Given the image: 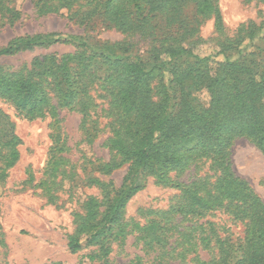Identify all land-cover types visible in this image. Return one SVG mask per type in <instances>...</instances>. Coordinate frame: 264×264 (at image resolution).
<instances>
[{"label": "trees", "instance_id": "trees-1", "mask_svg": "<svg viewBox=\"0 0 264 264\" xmlns=\"http://www.w3.org/2000/svg\"><path fill=\"white\" fill-rule=\"evenodd\" d=\"M35 1L41 11L67 10L70 19L102 21L123 32L133 27L142 29L151 17L167 20L163 43L149 50L154 61L149 69L139 59L116 57V45L97 50L83 40L61 39L56 33L20 36L0 46V58L57 42L72 43L78 48L61 58L51 54L35 59L27 75L0 67V99L12 103L17 111L34 118L45 115L49 106L53 113L68 108L82 114L83 124L91 117L113 112L109 148L123 162L130 163L128 172L122 189L107 195L100 219L96 199L89 198L85 218L88 232L84 236L70 235L69 250L76 253L113 230L127 201L142 187L143 176L149 174L159 184L182 188L171 172L184 171L208 155L220 171L215 182L211 188L204 182H192L186 192L189 203L174 213L200 218L223 212L244 225L242 236L221 235L210 221L183 227L173 218H158L139 226V239L156 248L157 261L153 264H264V201L235 175L226 152L236 137H245L264 153V66H246L230 62L227 57L229 49L250 41L264 26L251 25L246 37L222 45L218 56L224 59L216 61L214 55L198 54L194 42H185L177 22L188 16L184 6L189 5L201 14L210 13L220 27L222 15L216 0ZM179 58L183 60L178 63ZM211 61L215 67H211ZM172 83L180 89L181 97L175 112L170 113ZM203 89L211 94L209 108L195 95ZM53 99L55 103L51 104ZM253 103L259 104L255 108ZM19 142L13 134L5 143L6 149L0 150V182L19 159ZM119 164L111 161L103 170L110 172ZM201 189H207V193L201 194Z\"/></svg>", "mask_w": 264, "mask_h": 264}, {"label": "rangeland", "instance_id": "rangeland-1", "mask_svg": "<svg viewBox=\"0 0 264 264\" xmlns=\"http://www.w3.org/2000/svg\"><path fill=\"white\" fill-rule=\"evenodd\" d=\"M35 2L0 0V46L20 36L56 33L61 39L83 40L97 50L116 45V57L130 61L139 59L149 69L154 65L149 50L165 39V17L164 20L151 17L142 29L133 27L123 32L114 24L102 21L70 19L67 10L41 11ZM215 4L222 15L220 27L210 13L201 14L189 5L184 6V14L188 16L180 17L177 22L184 33L182 38L185 42H194L198 54L214 55L216 61H221L224 58L218 56V50L222 45L246 37L251 25L264 26V0H216ZM77 49L72 43L62 42L38 46L1 57L0 67L27 75L35 59L51 54L61 58ZM227 57L230 62L263 67L264 27L239 48L229 49ZM182 60L179 58L178 63ZM215 65L211 61V67ZM157 77L156 74L155 79ZM169 91L172 94L169 112L173 113L181 93L173 83ZM195 95L205 108L210 107L209 90L203 89ZM99 102L107 106L105 101L99 99ZM54 103L55 99L51 101ZM253 104L256 108L259 103ZM47 109L45 115L31 118L17 111L6 99H0V150L6 149L5 143L13 134L20 141L19 159L9 169L4 182H0V264H153L157 261L154 259L157 250L139 239L142 234L139 226L158 218H173L183 227L197 221H210L221 235L242 236L244 225L223 212L215 211L200 218L174 213L175 209L189 203L186 192L192 182H204L208 188L215 182L220 171L207 155L192 162L184 171L171 172L182 188L171 183L159 184L149 174L143 176L142 187L127 201L114 229L88 247L71 252L68 237L84 236L88 232L85 218L89 198L96 199L100 219L106 209L107 195L122 189L130 163L110 151L108 139L112 129L109 123L114 119L113 112L91 117L83 124L80 112L61 108L53 113L51 106ZM95 120L97 122L93 123ZM226 152L235 175L264 201V153L245 137H236ZM111 161L120 164L110 172L103 170ZM202 193H207V189H201ZM203 254L208 257L207 251Z\"/></svg>", "mask_w": 264, "mask_h": 264}]
</instances>
